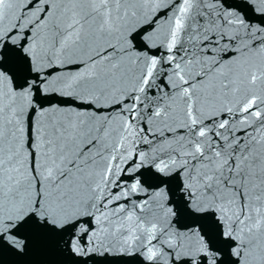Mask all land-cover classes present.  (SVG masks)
<instances>
[{
    "label": "snow or ice",
    "instance_id": "6c2138e0",
    "mask_svg": "<svg viewBox=\"0 0 264 264\" xmlns=\"http://www.w3.org/2000/svg\"><path fill=\"white\" fill-rule=\"evenodd\" d=\"M0 264H264V0H0Z\"/></svg>",
    "mask_w": 264,
    "mask_h": 264
}]
</instances>
